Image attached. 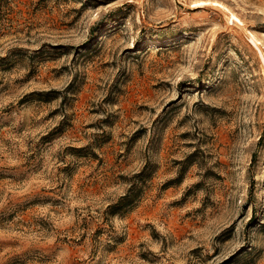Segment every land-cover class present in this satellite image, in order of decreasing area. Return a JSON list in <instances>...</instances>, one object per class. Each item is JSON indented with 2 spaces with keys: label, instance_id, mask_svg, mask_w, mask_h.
Segmentation results:
<instances>
[{
  "label": "rangeland",
  "instance_id": "374dc122",
  "mask_svg": "<svg viewBox=\"0 0 264 264\" xmlns=\"http://www.w3.org/2000/svg\"><path fill=\"white\" fill-rule=\"evenodd\" d=\"M0 264H264V0H0Z\"/></svg>",
  "mask_w": 264,
  "mask_h": 264
},
{
  "label": "trees",
  "instance_id": "16d2710c",
  "mask_svg": "<svg viewBox=\"0 0 264 264\" xmlns=\"http://www.w3.org/2000/svg\"><path fill=\"white\" fill-rule=\"evenodd\" d=\"M146 178L147 174L144 172V170L133 174L128 180L129 184L124 195L120 196L115 203L110 204L106 207V216L123 217L128 214L132 210V208L140 201L141 195L143 194V185L146 181ZM180 180L181 176L179 175L177 178L167 181L163 185V187L167 188L172 184L179 183ZM102 231H105V228L98 226V228L95 229L93 236L102 233ZM107 245L109 244L107 243Z\"/></svg>",
  "mask_w": 264,
  "mask_h": 264
},
{
  "label": "bare ground",
  "instance_id": "6f19581e",
  "mask_svg": "<svg viewBox=\"0 0 264 264\" xmlns=\"http://www.w3.org/2000/svg\"><path fill=\"white\" fill-rule=\"evenodd\" d=\"M199 2V1H198ZM195 4H197V3H195ZM199 4V3H198ZM217 4V3H216ZM193 6V5H192ZM195 7V6H194Z\"/></svg>",
  "mask_w": 264,
  "mask_h": 264
}]
</instances>
